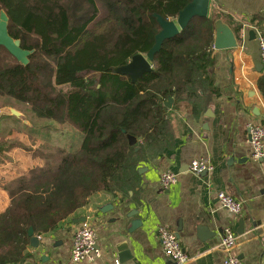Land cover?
Masks as SVG:
<instances>
[{
    "label": "trees",
    "instance_id": "trees-1",
    "mask_svg": "<svg viewBox=\"0 0 264 264\" xmlns=\"http://www.w3.org/2000/svg\"><path fill=\"white\" fill-rule=\"evenodd\" d=\"M190 1L0 0L10 35L33 51L25 65L0 46V97L82 135L77 150L58 151L56 161L9 185L11 206L0 213V264L30 256L31 227L42 237L99 194L135 191L140 165L174 147L181 104L197 115L219 93L212 52L220 15L196 17L166 39L153 71L136 81L114 71L155 44L161 28L153 14L174 19ZM247 25L264 35L262 16ZM233 26L240 35L243 24ZM258 86L264 95V74ZM169 98L172 107L165 105Z\"/></svg>",
    "mask_w": 264,
    "mask_h": 264
},
{
    "label": "crops",
    "instance_id": "crops-1",
    "mask_svg": "<svg viewBox=\"0 0 264 264\" xmlns=\"http://www.w3.org/2000/svg\"><path fill=\"white\" fill-rule=\"evenodd\" d=\"M209 15H220L218 20L232 30L243 24L240 35L233 30L237 47H213L219 93L197 115L181 104L176 115L182 124L176 128L174 147L140 165L143 172L135 191L118 197L99 194L50 234L34 233L39 245L30 243V256L22 264H177L163 250L158 235L162 225L179 234L188 255L182 264H223L221 241L228 227L236 232L234 252L242 263L264 264V162L251 156L248 136L251 125L264 127V95L258 86L264 62L258 29L247 25L259 15L264 26V0H210ZM250 31L256 33L254 39ZM36 126L25 111L0 106V213L11 206L9 185L51 160L38 146L44 136ZM194 159H207L213 168L194 174L189 169ZM167 170L178 174V182L164 189L160 175ZM219 192L241 200L242 212L235 215L223 208ZM86 218L102 255L74 262V235ZM133 219L142 222L130 230Z\"/></svg>",
    "mask_w": 264,
    "mask_h": 264
},
{
    "label": "built area",
    "instance_id": "built-area-1",
    "mask_svg": "<svg viewBox=\"0 0 264 264\" xmlns=\"http://www.w3.org/2000/svg\"><path fill=\"white\" fill-rule=\"evenodd\" d=\"M258 41L261 47L262 60L264 62V35L258 31ZM249 143L251 145V156L255 160L264 162V127L261 125H251L248 129ZM213 168V164L207 159H194L189 166L192 173L200 175ZM162 187L178 182V174L167 170L160 175ZM219 204L232 214L239 215L243 210V203L238 198L225 192L217 194ZM158 235L162 243L165 254L175 263L182 264L188 260L177 233L171 228L162 225L158 228ZM237 235L232 228L224 230L221 245L226 253L223 264H243L241 259L235 254ZM101 249L97 245V234L91 221L86 218L77 228L71 249V259L74 262L95 261L101 254Z\"/></svg>",
    "mask_w": 264,
    "mask_h": 264
},
{
    "label": "water",
    "instance_id": "water-1",
    "mask_svg": "<svg viewBox=\"0 0 264 264\" xmlns=\"http://www.w3.org/2000/svg\"><path fill=\"white\" fill-rule=\"evenodd\" d=\"M209 6L210 0H191L174 19H166L157 13L153 14L161 28L155 35V44L147 53L135 54L128 63L116 67L114 71L130 77L132 81H136V79L145 72L153 71L155 56L161 50L163 42L166 39L177 36L181 30L187 27L196 17H207L209 15ZM8 25L9 17L7 13L2 10L0 12V46L5 47L18 61L26 65L29 63V56L33 51L22 48L21 41L10 35ZM250 35L253 39L256 37L254 31H250ZM237 46V37L232 28L222 20H217L215 24L214 48L230 49ZM173 102L174 99L169 98L165 105L171 107ZM11 112L14 115H19V112L15 108H12ZM128 138L131 145L136 144L137 138L135 136L129 135ZM138 171L142 173L143 168H139ZM110 206L112 207V205H109V207ZM106 208L107 206L104 207L102 211H105ZM141 222V219H133L130 230L136 228ZM29 235L31 237L32 246L37 247L40 239L34 234L32 227L29 229ZM177 236H179V234H177Z\"/></svg>",
    "mask_w": 264,
    "mask_h": 264
},
{
    "label": "rangeland",
    "instance_id": "rangeland-1",
    "mask_svg": "<svg viewBox=\"0 0 264 264\" xmlns=\"http://www.w3.org/2000/svg\"><path fill=\"white\" fill-rule=\"evenodd\" d=\"M68 88L64 86L63 89ZM5 103L13 104L21 111H25L27 119L34 125L40 126L44 140L40 146V150H45L47 157H51V161H56L59 158L60 150L67 151L77 150L82 141V135L69 124L50 122V120L39 119L31 112V108L27 105L19 104L8 97H0V106ZM174 103V102H173ZM173 105V104H172ZM172 107V106H171ZM44 122V124H43ZM35 143V141H32ZM36 144V143H35Z\"/></svg>",
    "mask_w": 264,
    "mask_h": 264
}]
</instances>
